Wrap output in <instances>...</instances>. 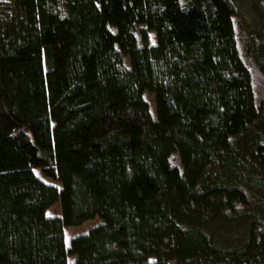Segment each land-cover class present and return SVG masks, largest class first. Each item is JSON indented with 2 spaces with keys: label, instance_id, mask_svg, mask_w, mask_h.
I'll return each mask as SVG.
<instances>
[{
  "label": "trees",
  "instance_id": "obj_1",
  "mask_svg": "<svg viewBox=\"0 0 264 264\" xmlns=\"http://www.w3.org/2000/svg\"><path fill=\"white\" fill-rule=\"evenodd\" d=\"M170 261L264 264V0H0V264Z\"/></svg>",
  "mask_w": 264,
  "mask_h": 264
},
{
  "label": "rangeland",
  "instance_id": "obj_2",
  "mask_svg": "<svg viewBox=\"0 0 264 264\" xmlns=\"http://www.w3.org/2000/svg\"><path fill=\"white\" fill-rule=\"evenodd\" d=\"M34 171L36 172V174L38 176L43 178L45 181H47V182H49L51 184H54L53 181H51L50 179H47V178L43 177L39 169H35ZM60 213H61V208H60V203L59 202L54 203L52 206H50L46 210V215L47 216L60 215ZM100 222H101V219L98 216H96L93 219L85 221L81 225L65 227L63 229V235H64L65 244L66 245L69 244V241H70V239L73 236L78 235L80 233L87 232L89 228L99 224ZM168 264H176V263H175V261H170V262H168Z\"/></svg>",
  "mask_w": 264,
  "mask_h": 264
}]
</instances>
